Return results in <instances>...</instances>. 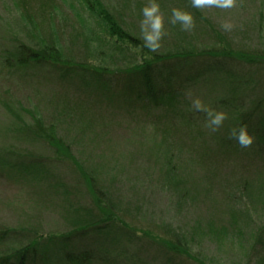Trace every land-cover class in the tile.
<instances>
[{
  "label": "rangeland",
  "instance_id": "374dc122",
  "mask_svg": "<svg viewBox=\"0 0 264 264\" xmlns=\"http://www.w3.org/2000/svg\"><path fill=\"white\" fill-rule=\"evenodd\" d=\"M101 2L144 42L142 10L150 0ZM158 2L166 18V35L159 49L144 47L152 57L178 50L179 45L203 51L225 46L242 58L260 62L248 86L234 87L219 77L211 85L187 88L174 98L173 104H182L176 105L178 112L187 111L182 108L194 105L197 97L206 105L213 100L212 108L217 110L218 100L228 98V119L217 131L204 124L202 129L185 126L178 132L168 124L153 126L145 120L148 114L171 107V97L161 105L110 98L89 104L85 93L92 91L86 73L71 77L49 64L37 68L33 60L21 64L11 56L18 44L33 50L55 46L62 60L74 68L99 66V51L111 38L92 9L95 0L90 4L87 0H0V152H6L4 159L15 167L31 161L45 164V169L40 171V165L29 177L13 174L16 168L0 166V229L18 230L11 234L16 245L26 244L32 232L63 235L79 225L69 218L82 215L87 222L99 216L80 168L99 185L108 209L126 220L107 233L86 234L67 246L75 255L90 251L89 264H264L261 129L249 131L254 141L247 147L231 137V129L241 122L240 114L254 109L264 97V63L261 69L258 58L264 53V0H237L228 9H197L192 0ZM174 8L191 11L196 27L185 30L171 23ZM229 21L234 26L225 29ZM141 51L132 48L130 54H121L111 49L108 54L118 62L111 58L102 63L115 69L127 67L142 58ZM6 57L8 63L3 61ZM9 104L15 113L7 112ZM39 118L55 125L62 153H56L44 136L23 135L24 129L18 128ZM260 118L264 130V109ZM62 181L80 187L73 193L80 202L70 214L66 206L61 207L62 197L55 196L59 186L50 191V186ZM45 241H40L42 246L49 244ZM172 244L177 248L169 249ZM9 246H0V254ZM48 250L60 257L57 246Z\"/></svg>",
  "mask_w": 264,
  "mask_h": 264
},
{
  "label": "trees",
  "instance_id": "16d2710c",
  "mask_svg": "<svg viewBox=\"0 0 264 264\" xmlns=\"http://www.w3.org/2000/svg\"><path fill=\"white\" fill-rule=\"evenodd\" d=\"M87 1L90 4L94 0ZM95 1V7L92 9L103 20L105 29L111 38V42L107 41L109 44L104 45L106 48L103 47L100 51L97 49L100 52V62L109 63L111 58H114V62H118V60H115L114 55L108 54L111 49L116 53L130 54L132 48L142 49L139 52L142 56L139 61L132 62L130 66L117 69L110 68V64L105 66L102 62L99 66H91L92 68L82 65H77L74 68L69 65L71 63L68 64L62 60L60 49L57 47H38L33 50L28 44H18L15 47V52L11 56L18 57L21 64H28L29 60H33L37 68L48 66L49 64L53 66V69L57 67L61 72L67 71V75L71 77H76V75H80L82 72L83 74L86 73L84 75H88V80L90 78L86 83L92 91H88L89 94L85 93L87 99H89V104L100 99L110 98L128 99L138 102L151 101L161 105L168 97L173 99L171 102L173 104L176 102L174 98H179L187 88H204V86L211 85L213 79L217 78L219 80V77L223 78L224 81L228 79L234 87L242 88L248 86L251 82L250 78L254 79L255 73L260 68V62L257 60L242 58L241 55H238V52L225 46H221L220 49L217 47L216 49L212 48L213 50L203 51L196 50V48L187 49L184 45H179L175 48L178 50H172L167 54H159L152 57L150 52L144 48L146 46L139 37L133 35L121 25L101 0ZM260 57L262 69L264 53L258 56L259 59ZM3 61L8 63L9 58L6 57ZM262 77L263 73H261V80L263 79ZM229 104L231 103L228 98L224 97L218 100L216 107L219 110L226 111L229 108ZM176 105L179 107L180 105L182 106L181 103L177 102L159 113L148 114L145 120L153 124V126H164L168 124L169 128L176 129L178 132L184 130L185 126L199 129L205 126L208 127V116L206 112L197 110L194 105L187 106V104L182 108L188 109L187 111L181 110L178 112L179 110ZM209 105L213 107L215 105L214 101L211 100ZM9 107H12V105L9 104L7 112L15 113ZM263 109L264 97L254 109L240 114V124L247 125L249 131L254 130V128L257 130L261 129V137L264 141V130L260 128V124L263 122L262 118H260ZM24 113H31L32 115V112L28 110H25ZM33 121L34 123L32 125L25 126V123H22L21 126H18V128L21 127L24 129L22 131L23 135L33 133L32 135L35 134V136L36 134H39L38 136H44L54 146L53 148L56 153H62L60 149L61 144H59L62 141L57 136L55 125H46L40 118ZM204 124V127L200 126ZM259 146L261 147V142ZM3 154L0 152V166L11 171L16 168L17 171L12 172L15 175H17V172L21 173L23 177L32 176L35 173L34 170L36 167L39 168L40 165H42L40 171L45 169L43 161H31L29 164H16L15 167L12 162H9L10 160L8 161L7 159L6 161L4 159L7 153L5 152ZM73 162H75L73 163L74 165L78 164L75 160ZM79 171L84 177L83 185L86 186L90 197L98 204L97 207L100 211L97 213L99 216L92 217L87 222L84 221L82 215L75 216L76 218H69V221H73L74 224L79 225L72 231L63 233V235L54 234L48 237L44 234L41 235L39 231L32 232L26 244L19 243L16 245V237L11 236V234H18V230H12L11 228L0 229V246L7 243L10 244L8 251L4 250L5 252L0 254V264H56L58 261H64L65 264H89L93 258L89 254L90 251L81 255H75L68 251L67 246L77 238L86 234L107 233L111 229V226L125 225L124 222L126 220L124 221L121 214L112 208L108 209L106 205L107 201L99 185L97 186L94 183L88 173L84 174V171L80 170V168ZM57 186H59V190H56L55 196L62 197V203L64 205L61 207L66 206L69 214L74 212L76 210L75 204L80 201L74 200L77 196L74 197L73 193L76 192L77 187L79 189L80 187L78 185L72 187L63 182L60 185L50 186V191L56 189ZM62 190L64 192H61ZM109 210H112L110 214L107 213ZM82 212L81 210L80 213ZM108 233V236H111V232ZM41 240H46L45 242L49 244L42 246ZM48 246H51V248L57 246L60 257L53 256L51 250H48ZM171 246L172 248L170 247L169 249L177 248L175 244ZM56 259L58 260L56 261Z\"/></svg>",
  "mask_w": 264,
  "mask_h": 264
},
{
  "label": "clouds",
  "instance_id": "9594fccd",
  "mask_svg": "<svg viewBox=\"0 0 264 264\" xmlns=\"http://www.w3.org/2000/svg\"><path fill=\"white\" fill-rule=\"evenodd\" d=\"M237 0H192V6L197 9H203L206 6H216L218 8H233ZM143 19L141 22L143 31V40L147 48L155 51L162 45L166 35V18L161 11V5L158 0H150V3L143 7ZM171 23L180 24L183 29L190 30L196 27V19L191 11L174 8L172 9ZM234 25L229 21L225 22L223 27L231 29ZM195 108L206 112L208 116L207 125L212 131H217L224 125L228 119V113L223 110H217L197 97L193 101ZM231 137L234 138L241 146H250L254 141V136L249 132L247 125L239 124L231 129Z\"/></svg>",
  "mask_w": 264,
  "mask_h": 264
}]
</instances>
